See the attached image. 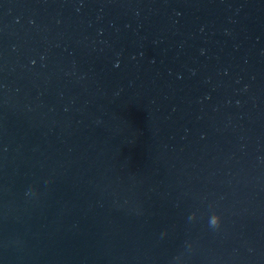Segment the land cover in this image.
<instances>
[{"label":"water","instance_id":"water-1","mask_svg":"<svg viewBox=\"0 0 264 264\" xmlns=\"http://www.w3.org/2000/svg\"><path fill=\"white\" fill-rule=\"evenodd\" d=\"M0 264H264V0H0Z\"/></svg>","mask_w":264,"mask_h":264},{"label":"clouds","instance_id":"clouds-1","mask_svg":"<svg viewBox=\"0 0 264 264\" xmlns=\"http://www.w3.org/2000/svg\"><path fill=\"white\" fill-rule=\"evenodd\" d=\"M190 219H194V214ZM221 224V217L218 214H212L209 217V226L213 229H218Z\"/></svg>","mask_w":264,"mask_h":264}]
</instances>
